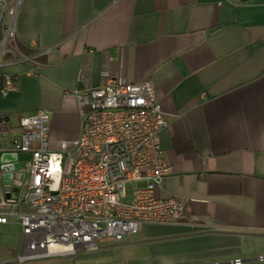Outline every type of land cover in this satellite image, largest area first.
<instances>
[{
	"label": "crops",
	"instance_id": "crops-1",
	"mask_svg": "<svg viewBox=\"0 0 264 264\" xmlns=\"http://www.w3.org/2000/svg\"><path fill=\"white\" fill-rule=\"evenodd\" d=\"M18 1L20 50L48 52L0 71V118L16 125L43 111L49 149L71 150L83 118L74 92L111 79L150 82L167 122L172 174L156 196L185 201L183 217L91 255L120 247L129 257L119 264H264V0ZM5 74L15 89L2 95ZM24 251L19 226L0 225V264L73 259L18 261Z\"/></svg>",
	"mask_w": 264,
	"mask_h": 264
},
{
	"label": "built area",
	"instance_id": "built-area-1",
	"mask_svg": "<svg viewBox=\"0 0 264 264\" xmlns=\"http://www.w3.org/2000/svg\"><path fill=\"white\" fill-rule=\"evenodd\" d=\"M18 5L0 0V71L23 62L38 66L37 56L48 52L32 57L20 50ZM25 47L36 49L33 42ZM14 89L13 76L3 75L1 94ZM74 95L83 118L76 144L65 152L49 149L47 113L20 116L16 125L0 118V158L15 157L0 164V225L19 226L26 251L18 261L96 253L103 241H128L142 225L169 224L186 211L185 201L156 196L172 169L160 142L167 122L152 84L106 79ZM14 172L24 175L16 185ZM128 183L135 187L126 203Z\"/></svg>",
	"mask_w": 264,
	"mask_h": 264
},
{
	"label": "rangeland",
	"instance_id": "rangeland-1",
	"mask_svg": "<svg viewBox=\"0 0 264 264\" xmlns=\"http://www.w3.org/2000/svg\"><path fill=\"white\" fill-rule=\"evenodd\" d=\"M14 184H19V182L21 180H23L24 175L21 172H14L11 176ZM2 181L0 179V187H1ZM135 187V185L133 183H128L125 186V191H126V199L124 200L126 203L130 202V200L132 199V191L133 188ZM1 189V188H0ZM103 243V242H102ZM117 249H121L120 247H116L113 251L114 255L111 257H105V256H94L88 253H76L73 256V259H69V258H58V260H60L61 262H59L60 264H119L121 263L126 257H129V255H124V257H120L118 252H120ZM80 257H83V259H81Z\"/></svg>",
	"mask_w": 264,
	"mask_h": 264
},
{
	"label": "water",
	"instance_id": "water-1",
	"mask_svg": "<svg viewBox=\"0 0 264 264\" xmlns=\"http://www.w3.org/2000/svg\"><path fill=\"white\" fill-rule=\"evenodd\" d=\"M6 119H8V118H6ZM27 158H28L27 156H21V159H27ZM7 160H15V157L14 156L10 157V158L1 157L0 158V164L6 162ZM15 169H17V167H15ZM0 170H1V168H0ZM2 170L3 171H11V168L10 167H2Z\"/></svg>",
	"mask_w": 264,
	"mask_h": 264
}]
</instances>
